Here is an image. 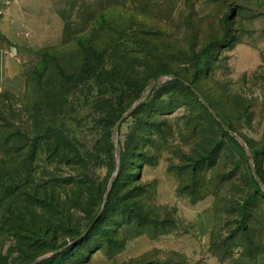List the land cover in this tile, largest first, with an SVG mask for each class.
<instances>
[{
    "label": "rangeland",
    "instance_id": "1",
    "mask_svg": "<svg viewBox=\"0 0 264 264\" xmlns=\"http://www.w3.org/2000/svg\"><path fill=\"white\" fill-rule=\"evenodd\" d=\"M0 1L6 71L28 90L21 118L31 126L38 103L54 136V154L42 141L36 157L2 165L0 264H264V242L252 252L237 246L241 236L223 243L242 207L225 201L251 200L241 178L248 152L264 173V0ZM82 45L97 50L91 61ZM158 79L114 138L118 118ZM98 216L102 230L73 250Z\"/></svg>",
    "mask_w": 264,
    "mask_h": 264
},
{
    "label": "trees",
    "instance_id": "2",
    "mask_svg": "<svg viewBox=\"0 0 264 264\" xmlns=\"http://www.w3.org/2000/svg\"><path fill=\"white\" fill-rule=\"evenodd\" d=\"M229 37H232V35H229ZM82 54L91 61V58L95 57L97 55V50L91 45H82ZM54 60V59H53ZM90 68L93 74L96 73V68L93 66L92 62H90ZM56 69L58 71V74L63 79H70V76L67 75L66 71L58 64L56 63ZM107 75H111L109 70H106ZM174 76L184 79L177 75L176 73L173 74ZM186 80V79H184ZM189 82L192 86V82L186 80ZM175 84L182 85L190 90L187 86H185L181 81L179 80H173L172 81ZM145 89L141 88V93H143ZM28 90L26 88L23 99L16 98L12 93H10L8 90H3L0 92V175H3L6 171L5 167H2V165L5 163V158L13 156L14 159H18L22 155H26L29 157H36L38 155V150L42 146V141H46V147L47 152L49 154H54V136L50 133L46 123V119L44 116L41 115V113L38 110V103L34 102L31 111H29V122H32L31 126H28V124H25L23 119L21 118V100H24L27 98ZM211 106V105H210ZM217 113V112H216ZM218 116L221 118L219 113H217ZM211 118L215 122L216 126L221 128V130L224 131V134L228 136L233 142L237 145V148L241 151V153L246 155L245 150H243L240 145H238L236 138L231 136L229 133H227L222 126L217 122L216 119L213 118L211 115ZM228 126V125H227ZM229 129L231 127L228 126ZM36 129L37 133H40L42 135L36 136L35 138H30L31 131ZM31 140H35L32 141ZM60 140H56L55 143L58 144ZM249 156V155H248ZM249 162H246V167L244 169V174L241 176L243 178V185L246 186L252 192L251 200L247 199L244 201L241 200H227L225 201L226 204L232 205V206H239L242 207L238 209L237 211L240 213L241 218L240 222L233 231L230 232L229 236L224 242H227L228 239L235 240L238 238V236H241L243 239V244H239L237 242V246L243 247L248 252H252L254 248H256V243H262L264 242V216H262V220H257L256 217L253 215V209H257L259 212H262L264 214V192L260 185L257 183V181L254 178V175L252 173L251 167H250V158H248ZM253 163L254 168L260 177L262 183L264 184V173L260 167V164L257 162V160L253 157ZM19 170L15 172L18 173ZM222 180V179H221ZM222 183V182H221ZM221 188L217 189L215 191V203H214V214L217 216V214L220 212V201L221 199L217 197L219 193L221 192ZM253 198V199H252ZM242 202V203H241ZM235 213V210H233ZM232 210H230V213H233ZM248 213V215H247ZM103 221L100 216L95 217L93 221L91 222L90 229L84 236H82L80 239L77 240V242L71 246V248H74L75 250L80 245L86 244L90 239V233L92 228L98 229L99 231L102 230L100 223ZM262 221V222H261ZM217 224V219L214 222V226L211 232V241H210V247L213 251V247L215 248L217 244V238L215 234V226ZM254 225H260L261 231L257 234V240L258 242H255L251 238L252 231L254 230ZM102 234L107 237V234L105 232H102ZM219 244L221 243L218 241ZM260 245V244H259ZM70 248V247H69ZM69 248H65L64 250H67ZM63 250V251H64ZM260 250L264 251V246L262 244L260 245Z\"/></svg>",
    "mask_w": 264,
    "mask_h": 264
},
{
    "label": "water",
    "instance_id": "3",
    "mask_svg": "<svg viewBox=\"0 0 264 264\" xmlns=\"http://www.w3.org/2000/svg\"><path fill=\"white\" fill-rule=\"evenodd\" d=\"M170 79L171 80H179L181 81L185 86H187L188 88H190V90L196 95V97L200 100V102L206 106L211 115L213 116L214 119L217 120V122L222 126V128L227 132L229 133L231 136H233L234 138H236V140H238L240 142V144L244 147L245 150H247V147H246V144L245 142L242 140V138L235 132L231 131L228 126L218 117V115L214 112V110L210 107V105L203 99V97L201 96V94L199 93L198 90H196V88H194L189 82H187L186 80L184 79H181V78H178L174 75H171L170 76ZM165 80H161V79H158V80H155L153 81L150 85H148L145 90L143 91V93L141 94V96L139 97V99L135 102V104L130 108L128 109L124 114H122L115 126H114V129H113V137L116 138V135L121 127V125L123 124V122L131 115V113L133 112L134 108L141 102L143 101L147 94L154 88L156 87L158 84H161L162 82H164ZM116 152H117V147H116ZM248 155H249V158H250V167H251V170H252V173L254 175V178L255 180L257 181V183L260 185V187L262 188L263 192H264V184L262 183L260 177L258 176L255 168H254V163H253V155L248 152ZM108 194V192L106 193V195ZM90 227V226H89ZM82 237V236H81ZM77 240H75L76 242ZM65 248H67L66 246H64L63 248L57 250L55 253H59L61 252L62 250H64Z\"/></svg>",
    "mask_w": 264,
    "mask_h": 264
},
{
    "label": "crops",
    "instance_id": "4",
    "mask_svg": "<svg viewBox=\"0 0 264 264\" xmlns=\"http://www.w3.org/2000/svg\"><path fill=\"white\" fill-rule=\"evenodd\" d=\"M2 6V2L0 1V15L3 16L4 12H5V7L4 4ZM5 34L4 32V19H0V78H2V82L0 84H2L3 87L0 88V92L1 90H11L13 91L15 94H21L22 92H24V84L18 81V83L14 84L12 86V82H11V76H9V74L6 71V68L9 67L10 65V59L7 56V50L4 47V45L1 43V39H2V35Z\"/></svg>",
    "mask_w": 264,
    "mask_h": 264
}]
</instances>
